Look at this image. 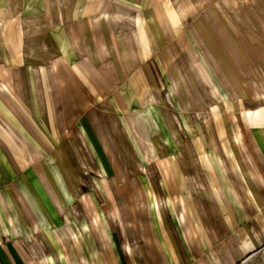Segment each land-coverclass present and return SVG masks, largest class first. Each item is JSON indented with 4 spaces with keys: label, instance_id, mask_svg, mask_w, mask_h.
Masks as SVG:
<instances>
[{
    "label": "crops",
    "instance_id": "crops-1",
    "mask_svg": "<svg viewBox=\"0 0 264 264\" xmlns=\"http://www.w3.org/2000/svg\"><path fill=\"white\" fill-rule=\"evenodd\" d=\"M103 1L0 0V85L7 87L0 88V264H237L248 255L246 264H264V122L253 123L249 114L244 159L234 158L251 196L250 213L241 219L232 205L234 213L219 230L189 194L197 232L192 239L173 213L160 220L151 209L153 217L142 220L128 203L124 218L119 202L131 178L122 147L136 142L133 132L150 136L145 112L155 118L147 62L159 48L150 19L169 38L170 20L181 13L171 0H149V8L120 0L129 11L110 14ZM6 19L19 20L20 30L13 29L9 40ZM247 112L264 114V107ZM60 144L80 164L79 170L67 166L68 176L84 169L97 182L92 191L102 199L104 219L96 231L103 250L95 237L75 244L60 234L74 229V222L43 158ZM179 172L185 189L175 190L187 200L185 171ZM212 204L217 209L218 202Z\"/></svg>",
    "mask_w": 264,
    "mask_h": 264
},
{
    "label": "rangeland",
    "instance_id": "rangeland-1",
    "mask_svg": "<svg viewBox=\"0 0 264 264\" xmlns=\"http://www.w3.org/2000/svg\"><path fill=\"white\" fill-rule=\"evenodd\" d=\"M105 1V9L110 14L122 15L120 12L129 11L116 3L120 0ZM130 1L149 8V0ZM191 1L193 5L189 1L185 5V0L170 1L181 17L170 20L169 38L163 37L156 20L150 19L159 48L156 46L154 59L147 62L153 70L154 98L150 101H154L156 109L155 118L149 112L143 117L153 130L149 137L139 133L141 138L133 132L136 142L122 147V162L131 180L119 202L126 211L124 218L129 217L128 203H134V214L149 220L153 217L151 209L155 216L157 213L153 206L155 195L160 205L158 218L166 220L173 213L189 239L197 232L190 221L191 210L186 221L179 218L177 197L184 195L175 187L185 189L179 167L185 171L187 203H191L192 194L193 202L203 204L202 213L216 222L219 230L223 220L234 213L232 205L237 207L234 214L242 219L250 213L246 208L251 203L235 160L244 159V116L249 114L253 123L264 122V114L246 113L249 109L264 107V0ZM162 6L165 9L166 3ZM54 9L58 11L57 5ZM2 28L9 40L15 36L11 33L13 29L20 30L19 20L6 19ZM0 88L7 90L5 85ZM3 114L6 118L5 109ZM233 135L238 137V144ZM62 157L67 161H61ZM43 158L74 222V229L69 228L61 236H67L75 244L82 238L93 240L95 237L99 242L96 230L100 232L99 221L103 224L104 215L99 206L102 199L92 191L97 187L96 180L88 177L84 169L74 172V178L69 177L72 175L67 172V166L70 170L80 167L66 146L60 144L49 149ZM205 168L217 183L218 195ZM214 200L218 202L217 209L212 204ZM99 247L104 249L101 242ZM260 249L264 255V245ZM249 256L237 264H246ZM53 259L47 258L48 262ZM62 259L67 261L65 257Z\"/></svg>",
    "mask_w": 264,
    "mask_h": 264
},
{
    "label": "bare ground",
    "instance_id": "bare-ground-1",
    "mask_svg": "<svg viewBox=\"0 0 264 264\" xmlns=\"http://www.w3.org/2000/svg\"><path fill=\"white\" fill-rule=\"evenodd\" d=\"M226 102V101H225ZM185 125L187 126V128L189 127L187 121L185 120ZM233 140L236 144H238V137L233 135ZM144 159V158H143ZM209 160V159H208ZM175 171V170H174ZM59 185V184H58ZM62 192V190H61ZM63 194V193H62ZM152 194V193H151ZM65 198V197H64ZM179 200V204L177 205V207L179 208L180 212H179V218L183 219V220H187V218L189 217V210H188V206L186 203V200L184 197H177ZM66 200V199H65ZM67 202V201H66ZM153 206L155 208V210L158 212H160V205L158 202V199L155 195H153ZM81 234V233H80Z\"/></svg>",
    "mask_w": 264,
    "mask_h": 264
}]
</instances>
